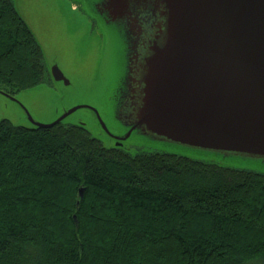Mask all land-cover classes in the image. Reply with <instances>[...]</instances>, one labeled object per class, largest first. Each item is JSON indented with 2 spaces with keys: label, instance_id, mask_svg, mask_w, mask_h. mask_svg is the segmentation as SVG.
<instances>
[{
  "label": "trees",
  "instance_id": "trees-1",
  "mask_svg": "<svg viewBox=\"0 0 264 264\" xmlns=\"http://www.w3.org/2000/svg\"><path fill=\"white\" fill-rule=\"evenodd\" d=\"M52 81L0 0V91ZM0 264H264V175L0 121Z\"/></svg>",
  "mask_w": 264,
  "mask_h": 264
},
{
  "label": "water",
  "instance_id": "water-1",
  "mask_svg": "<svg viewBox=\"0 0 264 264\" xmlns=\"http://www.w3.org/2000/svg\"><path fill=\"white\" fill-rule=\"evenodd\" d=\"M117 36L110 103L123 148L132 136L264 161V0H79ZM51 78L69 86L58 66ZM4 96L13 100L0 91ZM80 126V125H79ZM83 126V125H81ZM118 134V135H116Z\"/></svg>",
  "mask_w": 264,
  "mask_h": 264
},
{
  "label": "rangeland",
  "instance_id": "rangeland-1",
  "mask_svg": "<svg viewBox=\"0 0 264 264\" xmlns=\"http://www.w3.org/2000/svg\"><path fill=\"white\" fill-rule=\"evenodd\" d=\"M14 4L42 48L49 73L58 66L70 85L65 86L52 79L49 85L16 95L14 101L0 93V121L8 120L14 126L32 128L28 116L36 123L49 125L68 111L87 106L96 109L100 120L113 133L117 125L116 110L110 100L115 85L113 63L119 40L110 34L112 32L105 33L102 29L117 28L101 26L79 0H14ZM100 120L93 111L80 109L63 123L83 125L104 146L115 147V142L102 129ZM123 149L131 154L144 151L177 155L196 162L264 175L263 160L225 157L139 135L132 136L124 143Z\"/></svg>",
  "mask_w": 264,
  "mask_h": 264
},
{
  "label": "flooded vegetation",
  "instance_id": "flooded-vegetation-1",
  "mask_svg": "<svg viewBox=\"0 0 264 264\" xmlns=\"http://www.w3.org/2000/svg\"><path fill=\"white\" fill-rule=\"evenodd\" d=\"M82 5V4H81Z\"/></svg>",
  "mask_w": 264,
  "mask_h": 264
}]
</instances>
